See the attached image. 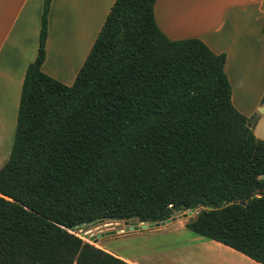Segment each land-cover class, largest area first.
I'll list each match as a JSON object with an SVG mask.
<instances>
[{"label": "trees", "instance_id": "1", "mask_svg": "<svg viewBox=\"0 0 264 264\" xmlns=\"http://www.w3.org/2000/svg\"><path fill=\"white\" fill-rule=\"evenodd\" d=\"M156 2L116 0L67 86L42 71L44 1L0 170V264H129L72 229L198 207L188 230L264 264V140L232 103L227 56L170 40Z\"/></svg>", "mask_w": 264, "mask_h": 264}, {"label": "crops", "instance_id": "2", "mask_svg": "<svg viewBox=\"0 0 264 264\" xmlns=\"http://www.w3.org/2000/svg\"><path fill=\"white\" fill-rule=\"evenodd\" d=\"M162 1L155 3V20L170 40L199 39L215 54L227 56L225 72L232 86V103L239 113L254 120L251 123L253 133L264 140V116L257 118L264 98V0H234L233 4L228 0V13L218 20L206 13L200 0H185L174 9L176 14L181 12L203 20L200 27L211 28L194 32L172 27L167 19L169 11L165 18L162 16ZM43 2L0 0V170L11 153L25 74L38 54ZM115 2L52 0L42 71L52 78L53 73L64 77L69 68L64 66L66 56L61 51L66 47L70 51L84 52L87 43L88 48L93 47ZM192 25L197 27L198 24ZM49 60L55 67L52 70L48 68ZM179 222L181 233L173 239V253L168 256L171 258L168 264H261L219 242L195 235L186 228L187 219ZM100 247L129 264H158L152 258L124 257Z\"/></svg>", "mask_w": 264, "mask_h": 264}, {"label": "rangeland", "instance_id": "3", "mask_svg": "<svg viewBox=\"0 0 264 264\" xmlns=\"http://www.w3.org/2000/svg\"><path fill=\"white\" fill-rule=\"evenodd\" d=\"M200 1L202 2L201 7L206 11L207 14L213 15L215 18V19L213 18L214 20L216 19L218 20L219 18L221 19V17H223L225 14L228 13L227 11L228 2H230L228 0L226 1L224 0H200ZM184 2L185 0H164L162 1L160 5L164 4V10L162 11L163 18H165L164 17L165 13L169 11L167 14L168 20L173 15L172 20H173V17L175 16L176 19L178 18V20L179 19H182L184 21L188 20L192 23L198 24L196 28L189 29V31L191 30L192 32H194L200 29L204 31L210 30L211 29L210 27H200V24L204 23L203 20L202 21L198 20L197 18H193L192 16L186 15L181 12L176 14V11H174V9L177 6L184 4ZM233 3H234V0H231V4ZM43 7H44V4H43ZM198 18H203V17H198ZM170 30L173 31L172 28H170ZM179 30H185V29H179ZM66 45L68 44L66 43ZM88 47H89V44L87 43V46L84 52L83 51L82 52L70 51L68 50V48L65 47V49L62 50L61 53L63 54V56H66L64 60L66 62L64 61L63 62H64V66L67 65V67L69 68V69H66V71H69V72L66 73L64 77L58 76L57 74H54L52 72L53 75H55L53 78L67 86H72L75 82V79L79 71L81 70L85 60L87 59L92 49V47L91 48H88ZM88 49H89V52H88ZM53 55H55V61H56L57 59L56 50L54 51ZM61 60L62 59H60V61ZM48 68L51 70L55 68L52 65L51 60H49ZM263 108H264V103L261 106V108L258 109L257 118L259 117V115L264 116V113L262 112ZM187 212L188 211L186 212L183 211V213H187ZM179 221L171 225L158 228V229L142 230V231L132 232L128 234L106 237L104 239L99 240L97 243L93 242V239L96 238L97 236L107 233V232H111V231H117L120 229L124 230L128 225L131 224V222L130 221L126 222V221L108 220L102 223H98L97 225L87 224L82 228L81 231H75L74 233L78 235L80 238H82L85 242H88L97 248H101L100 246H102L106 250L116 253L117 255H120V256L132 257L134 259H141V260L152 258V261L158 264H168V259H171V258H168V256L171 257L173 253V239L175 237L180 236V233H181L179 230L182 228V225Z\"/></svg>", "mask_w": 264, "mask_h": 264}, {"label": "water", "instance_id": "4", "mask_svg": "<svg viewBox=\"0 0 264 264\" xmlns=\"http://www.w3.org/2000/svg\"><path fill=\"white\" fill-rule=\"evenodd\" d=\"M242 204L245 205V203H242ZM226 205L227 204H225L224 206H226ZM201 209H205V207H198L197 209H192V210L188 211L187 213H183V211H180V212H177L176 214H174L172 216V218H170L164 222H159V223L139 224L137 222H133V221H130L128 219H112L111 221H115V220H117V221H128V222L130 221L131 224L128 225L124 230L120 229L117 231H111V232L101 234V235L97 236L96 238H94L93 242L97 243L101 239H104L106 237L115 236V235H122V234H128V233H132V232L142 231V230L158 229L161 227H165V226L171 225V224H173L179 220L192 218L195 215H197ZM102 222H105V221L97 220V221H93V222L89 223L88 225H97L98 223H102ZM84 226L80 225V226L74 227L71 232L74 233L75 231H81Z\"/></svg>", "mask_w": 264, "mask_h": 264}, {"label": "bare ground", "instance_id": "5", "mask_svg": "<svg viewBox=\"0 0 264 264\" xmlns=\"http://www.w3.org/2000/svg\"><path fill=\"white\" fill-rule=\"evenodd\" d=\"M170 14H172V13H170ZM173 16V15H172ZM172 16L170 17L171 18V20H170V18H169V20H168V22L169 23H171V26L172 27H174L175 29H185V30H189V29H194V28H196V26H193L192 24V22H190V21H187V20H178V18L176 19V17L174 18L173 17V20H172ZM176 19V20H175ZM187 21V22H186ZM192 27V28H191Z\"/></svg>", "mask_w": 264, "mask_h": 264}, {"label": "flooded vegetation", "instance_id": "6", "mask_svg": "<svg viewBox=\"0 0 264 264\" xmlns=\"http://www.w3.org/2000/svg\"><path fill=\"white\" fill-rule=\"evenodd\" d=\"M127 222V221H126Z\"/></svg>", "mask_w": 264, "mask_h": 264}]
</instances>
